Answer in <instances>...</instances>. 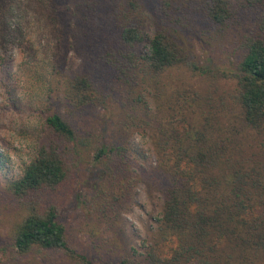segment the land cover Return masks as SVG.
<instances>
[{
    "label": "trees",
    "instance_id": "16d2710c",
    "mask_svg": "<svg viewBox=\"0 0 264 264\" xmlns=\"http://www.w3.org/2000/svg\"><path fill=\"white\" fill-rule=\"evenodd\" d=\"M37 40L53 43L49 63ZM12 43L38 62L26 70L45 98L8 189L20 209L0 251L14 264H264V0H0V44ZM214 50L233 52L235 68ZM115 115L153 164L101 130ZM67 183L113 186L118 202L146 184L161 209L143 253L110 262L81 249Z\"/></svg>",
    "mask_w": 264,
    "mask_h": 264
},
{
    "label": "rangeland",
    "instance_id": "374dc122",
    "mask_svg": "<svg viewBox=\"0 0 264 264\" xmlns=\"http://www.w3.org/2000/svg\"><path fill=\"white\" fill-rule=\"evenodd\" d=\"M34 43L40 65L49 63L53 43L38 40ZM26 47L25 44L12 43L7 47L0 44V246L10 241L12 223L20 209L16 201L8 197L10 181L22 174L34 153V132L45 107L43 89L34 81V74L26 70L32 62L38 63L27 58ZM233 54L214 50L210 56L213 63L234 69ZM69 58L73 65L77 63L73 53ZM115 118L116 121L101 120V130L109 137L128 141L140 165L153 164L154 155L147 139L134 130L125 132L121 116L115 115ZM90 187L85 183L76 192L77 185L67 183L61 193L66 202L65 216L78 237V246L81 249L92 247L93 255L101 253L110 262L123 253L142 254L143 240L154 228L161 209L160 198L150 193L144 183L133 186L122 202L115 198L113 186L107 185L103 192ZM37 257L40 255L22 258L21 264H43L37 262ZM0 258L14 264L9 252L0 251Z\"/></svg>",
    "mask_w": 264,
    "mask_h": 264
}]
</instances>
